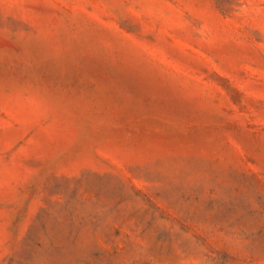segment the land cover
Segmentation results:
<instances>
[{"label": "rangeland", "instance_id": "rangeland-1", "mask_svg": "<svg viewBox=\"0 0 264 264\" xmlns=\"http://www.w3.org/2000/svg\"><path fill=\"white\" fill-rule=\"evenodd\" d=\"M0 264H264V0H0Z\"/></svg>", "mask_w": 264, "mask_h": 264}]
</instances>
